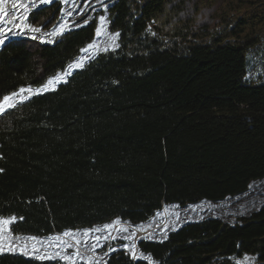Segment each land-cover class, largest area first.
<instances>
[{
	"label": "trees",
	"instance_id": "16d2710c",
	"mask_svg": "<svg viewBox=\"0 0 264 264\" xmlns=\"http://www.w3.org/2000/svg\"><path fill=\"white\" fill-rule=\"evenodd\" d=\"M56 9L32 20L48 22ZM108 14L120 33L116 50L0 115V217L17 218L15 235L140 224L164 206L221 201L264 179V82L247 80L249 51L264 36V0H118ZM95 29L92 22L50 45L5 44L0 99L65 71ZM140 249L154 264H237L243 255L264 264V206ZM105 262L150 264L127 251ZM0 264L65 262L0 253Z\"/></svg>",
	"mask_w": 264,
	"mask_h": 264
},
{
	"label": "snow or ice",
	"instance_id": "6c2138e0",
	"mask_svg": "<svg viewBox=\"0 0 264 264\" xmlns=\"http://www.w3.org/2000/svg\"><path fill=\"white\" fill-rule=\"evenodd\" d=\"M62 3H73L75 5V0H61ZM98 2L104 6L105 11L107 6L103 4V0H98ZM39 4H49L52 0H38ZM91 0H89V4ZM35 4L32 0H0V47H4L9 35H19L23 34V30H27L32 33H42L43 30L40 27H33L30 24H25L28 19V14L32 10ZM88 5H85L87 7ZM83 15V13H80ZM71 16V12L68 13ZM100 26L95 29V36L97 38L104 37L105 43L103 47L96 41L89 43L85 48L81 49L82 52L87 53L86 57H80L74 63L67 66V69L62 73H58L55 76L47 79L42 85L33 88L32 86L21 87L18 92H12L9 95H4L0 99V115L4 114L7 110L13 109L18 103H23L25 100L30 99L33 95H40L47 91H55L56 86L61 82H67L66 77L72 73V71L82 68L84 66V59L94 58L95 55L100 51H108L109 49L115 50L119 47L117 43L120 36L119 32L109 33L105 25L107 24V17L100 16ZM72 23H75L73 21ZM84 24L88 23L87 17L83 21ZM72 25L69 24L68 20H64L59 23L51 32L44 33L39 37L42 42H54L53 40H44V36L56 37L58 35H63L66 30H71ZM153 35H155L153 33ZM32 39H37L36 35L31 37ZM27 95H24V94ZM3 171V169H0ZM16 217H0V252L5 250L11 252H21L26 256H34L37 260H54L59 259L64 261L65 264H77L78 260L84 261L85 264H93V256L87 255V253H95L96 249L103 247L101 240L108 241L109 238L116 239L117 235L113 232L116 231L117 226L121 225L119 219L113 221L112 223L104 224L101 227L93 229L82 230V236L78 235L77 232L68 230L60 235H53L46 238H39L36 236L20 237L15 236L10 225L16 221ZM23 219V217H20ZM107 232V235H95L93 233ZM129 232L127 227H120L119 233ZM135 233L129 234L126 239L132 240V244L129 247L125 245L126 250L133 260L143 259L144 254L139 253L135 245ZM68 238V239H64ZM151 238V237H149ZM81 248L85 249V252H81ZM72 249L73 251L68 254L67 250ZM114 251L115 249H111ZM150 259V258H148ZM248 259V258H246ZM98 264V261H97ZM106 264V262H105Z\"/></svg>",
	"mask_w": 264,
	"mask_h": 264
},
{
	"label": "rangeland",
	"instance_id": "374dc122",
	"mask_svg": "<svg viewBox=\"0 0 264 264\" xmlns=\"http://www.w3.org/2000/svg\"><path fill=\"white\" fill-rule=\"evenodd\" d=\"M118 0H103V4L107 6V10L105 11L104 6H102L98 0H91V3L89 4V0H75V5L73 3H62L61 0H52V3L49 4H39L38 0H32V2L35 4V6L32 8L30 13L28 14V19L25 21V24H30L33 27H40L42 28V33H32L31 31L27 30L25 28L23 30V34L19 35H9L6 43L15 41V40H31L36 41L44 45H50L53 44V42H42L39 37L43 35L44 33L51 32L59 23H62L64 20H68L69 24L72 25L71 30H66L63 35L69 31H72L74 29L83 27L85 25H88L92 22H95L96 28L100 26V16L107 17V24L105 25L106 30L109 33H114L110 27H109V10L110 8L117 2ZM28 2V0H26ZM85 5H88L85 7ZM57 8V13L55 14L56 17L50 18V22H44L45 18L39 17L36 20H32V16L35 12H39L43 9L50 8V7ZM71 12V16L68 15V13ZM80 13H83L81 15ZM209 13V12H207ZM207 13H203L202 16L199 17V24L204 23L208 15ZM210 15V14H209ZM87 17L88 23L84 24L83 21ZM75 21V23H72ZM33 35H36L37 39H32L31 37ZM62 35H58L56 37H48L44 36V40H53L55 41L57 38H59ZM97 43L103 47L105 40L104 37L97 38L95 36L94 40ZM92 41V42H93ZM91 42V43H92ZM118 43V41H117ZM2 47H0L1 50ZM117 49V48H116ZM115 49V50H116ZM108 51H111L109 49ZM104 51L98 52L95 57ZM88 54L82 52L81 55L76 59L78 60L80 57H86ZM94 57V58H95ZM94 58H88L84 59L83 64L86 65L89 61H91ZM75 62V61H74ZM247 80L252 83H261L264 82V36L261 39L260 44H258L255 48L249 51L248 54V74H247ZM24 95H27L26 93ZM28 100V99H27ZM26 101V100H25ZM19 104V103H18ZM254 182L250 185L249 190L240 198L229 200L225 203L218 204V205H206L203 208H201L198 211L191 212L188 214H181L176 211H173V214L170 216V225L174 224L176 221L182 220L183 215H191L190 217L194 220H202L207 219L210 217L221 219L228 223H234L235 220L239 217L248 216L249 214H252L256 210H258L260 207L264 206V182ZM165 207H163L161 210H163ZM160 210V211H161ZM155 217V216H154ZM14 223V222H13ZM13 223L9 226L10 229L13 225ZM78 232V231H76ZM82 236V234H80ZM93 236L95 235H101L103 236V233H93ZM129 234L126 232L124 233H118L117 239L113 241H104L101 240V244H103V247H99L96 249L95 253H87V255L93 256V261H98V264L104 263L107 258L104 257V254L107 252L108 249H115L114 251H111L110 254L117 252V251H127L125 248V245H131L132 240L126 239ZM162 238V234H160ZM68 239V238H64ZM73 250L68 249L67 252L70 254ZM81 252H85V249L81 248ZM128 252V251H127ZM129 253V252H128ZM248 258V259H246ZM234 261L237 264H256V260L254 257L249 255H243L240 257L234 258ZM84 261L78 260L77 263H82Z\"/></svg>",
	"mask_w": 264,
	"mask_h": 264
},
{
	"label": "water",
	"instance_id": "95a60500",
	"mask_svg": "<svg viewBox=\"0 0 264 264\" xmlns=\"http://www.w3.org/2000/svg\"><path fill=\"white\" fill-rule=\"evenodd\" d=\"M7 44V43H6ZM77 61V60H76ZM74 63V62H73ZM80 69V68H79ZM78 70V69H77ZM74 71H76V70H74ZM74 71H72V73L74 72ZM71 73V74H72ZM70 74V75H71ZM69 77V75L66 77V80H67V78ZM61 83H64V82H61ZM61 83H59V84H61ZM58 84V85H59ZM58 85L56 86V89H57V87H58ZM47 92H49V91H47ZM47 92H45V93H47ZM44 94V93H43ZM33 96H35V95H33ZM33 96H31V97H33ZM259 182V181H258ZM261 183H263L264 182V179H262L261 181H260ZM246 193V192H245ZM245 193H243V194H240V195H238V196H235V197H228V198H226V199H224V200H221V201H208V200H204V201H201V202H199V203H202V202H209V203H222V202H224V201H227V200H230V199H236V198H238V197H240V196H242V195H244ZM199 203H196V204H190V205H187V206H181V205H179V204H172V205H169V206H166V207H171V206H177L178 208H180V209H186L187 207H190V206H194V205H197V204H199ZM165 207V206H164ZM263 207V206H262ZM262 207H260L259 209H261ZM258 209V210H259ZM258 210H256L255 212H257ZM158 213V212H157ZM157 215V214H156ZM156 215H155V217H156ZM251 214H249L248 216H250ZM191 215H183L182 217V220H180V221H176L174 224H172V225H170L169 224V227L166 229V230H164V231H159L158 232V229L157 228H150L149 227V225L154 221V219H155V217H153L151 220H149L148 222H143V223H140V224H133L131 221H124V220H122V219H119L122 223H126V224H128V225H130V226H132V227H135L136 228V230H134V233H135V237H134V240H135V245H136V249H137V251L139 252V253H143L144 254V257L145 258H143V259H135V260H141V261H145V262H148V263H150V264H154L155 263V260L153 259V257H152V255L150 254V253H145V252H143L141 249H140V243H142L143 241H148V242H157V243H159V242H163V241H165L168 237H169V235L170 234H172V233H175V232H178L180 229H182V228H184V227H186V226H188V225H191V224H195V223H198V222H200V221H202V220H205V219H202V220H194L193 218H191L190 217ZM117 220V219H116ZM16 222V221H15ZM235 222H236V220H235ZM112 223V222H111ZM108 224V223H107ZM97 227H101V226H94V227H92V228H89V229H93V228H97ZM82 230H85V229H81L80 231H78L77 233H78V235H80V234H82ZM72 231V230H71ZM74 232H76V231H74ZM13 233V232H12ZM152 233H154V234H152ZM14 234V233H13ZM114 234V233H113ZM149 234H151V235H149ZM160 234H162V238H161V236H160ZM15 235V234H14ZM53 235H60V234H58V233H56V234H52V235H50V236H53ZM15 236H19V235H15ZM27 236H32V235H21L20 237H27ZM50 236H47V237H50ZM37 237V236H36ZM149 237H151V238H149ZM39 238H41V239H43V238H46V237H39ZM117 239V238H116ZM116 239H111V238H109V242L110 241H113V240H116ZM133 242V241H132ZM129 247L131 246V245H128ZM111 249H108L107 250V252L104 254V257L105 258H107L109 255H110V253H111ZM0 253H2V254H6V253H12V254H21V255H24V254H22L21 252H11V251H7V250H5V251H3V252H0ZM26 256V255H25ZM27 257H29V258H31V259H35V257L34 256H27ZM148 258H150V259H148ZM53 261H59V259L57 258V259H54ZM77 264H85V262H82V263H77ZM93 264H97V261H93Z\"/></svg>",
	"mask_w": 264,
	"mask_h": 264
},
{
	"label": "bare ground",
	"instance_id": "6f19581e",
	"mask_svg": "<svg viewBox=\"0 0 264 264\" xmlns=\"http://www.w3.org/2000/svg\"><path fill=\"white\" fill-rule=\"evenodd\" d=\"M238 198H240V197H238ZM230 200H232V199H230ZM227 201H229V200H227ZM227 201H224L222 203H225ZM222 203L202 202V203H199L197 205L187 207L186 209H180L177 206H171V207H166L165 206V208L163 210H161V211H159L157 213L154 221L149 225V227L150 228H157L158 232L159 231H164V230H166L169 227L170 217H172L170 215L173 214V211H176V212L181 213V214H188V213H191V212L198 211V210H200L201 208H203L206 205H214L215 206V205L222 204ZM120 227H127L129 229V232H126L127 234H130V233L134 232V230H136L135 227H132V226L126 224V223H122L121 222V225L117 226L116 231L113 232L114 235H118ZM102 233L104 235H107V232H102ZM152 234H154V233H152ZM149 235H151V234H149Z\"/></svg>",
	"mask_w": 264,
	"mask_h": 264
}]
</instances>
